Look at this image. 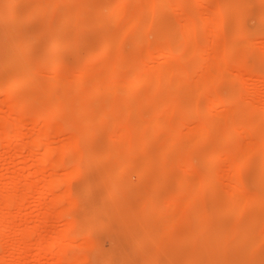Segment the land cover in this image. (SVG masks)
<instances>
[{"label":"rangeland","instance_id":"rangeland-1","mask_svg":"<svg viewBox=\"0 0 264 264\" xmlns=\"http://www.w3.org/2000/svg\"><path fill=\"white\" fill-rule=\"evenodd\" d=\"M119 1L18 0V3L8 10L5 0H0V11L4 14L0 18V115L3 114L7 118L6 120L4 117L7 121L4 125L3 119L0 120V216L5 211L4 217L7 220L0 223V232H3L0 264H53L57 257L52 255L47 245L42 244L47 243L45 241L49 240L51 235L64 232L65 223L72 218L78 219L80 228H84L86 232L84 235L76 233V237L80 240L88 237L98 246H89L91 249L78 246L79 248L75 247L72 252L68 250L69 244L62 243L63 247L67 248L66 258L79 253L77 256H82L80 263L84 262L83 264H100L104 260L108 261V264H249L255 258L256 252L259 254L257 264H264V236L257 241L258 235L264 230V202L249 204L252 199L263 196L264 193V185L255 186L251 183V175L260 162L255 161L256 164L239 170L235 163L232 164L231 155L227 157V153L235 146L240 147L241 151L245 149V152L247 147H251L254 153L258 148L259 153L264 155V79L260 80V75L264 73V0H128L127 5L113 11ZM224 1L226 4L229 2L231 8L227 7V4L226 12H223L228 22L225 26L227 30L219 32L216 31L217 23L214 20L212 22V19L214 13L225 9ZM144 2L145 5H150L147 11L144 9L145 5H142ZM39 4H43L42 11L33 14ZM188 5L194 9L192 16L200 25L197 28L202 34L197 38L195 48L190 49L193 54L149 62L152 57L154 59L160 52H164L159 50H164L165 45V51L170 47L177 54L173 40L182 36L183 22L190 16L187 12ZM52 6L54 8H51ZM64 12L69 14V20L71 19L67 24L63 22ZM209 18L211 21H208ZM134 21L138 27L135 32L140 31L138 33L142 32L141 35H144L143 41L140 40L139 43L137 35L122 33L123 26L130 29ZM207 27L217 34L207 36ZM237 27L241 29L239 34L234 31ZM59 36L63 39L62 47L53 51V61L41 62L51 39ZM162 36L166 38L163 39ZM217 38L220 42L211 44L212 40ZM146 39L149 41H145ZM144 41L154 42L151 44L153 47ZM234 42H241V45H233ZM242 42H250L251 45L242 46ZM209 43L213 46L211 54L208 55L217 60L215 52L218 51L216 55L219 60H210L206 54L205 57L210 61L204 60L203 67L198 68L200 52L205 50L206 46L208 48ZM30 45V51L18 54L20 46ZM101 47L111 50L95 57ZM197 50L199 54H195L198 53ZM28 56L31 64L25 68ZM211 61L212 66L208 63ZM55 62L59 65L61 75L52 72ZM207 63L210 66H207ZM142 65H147L146 71L154 73L163 68L175 69L177 66L193 65L192 67L196 68L191 69V74L189 72L190 75L181 79V95L175 97L173 91L176 87L169 85L161 94L155 93L154 82L132 88L129 84L132 74ZM198 70L199 75L203 74L208 79L205 81L207 85L203 82L201 90L194 88L196 84L192 86L195 83L192 78H198L197 80L202 82L199 79L202 75L199 77L198 74H193ZM93 71L104 75L105 84L98 86V89L93 83ZM119 74L123 75L122 82L116 85V78L121 76ZM15 77L23 79V84L11 92V81ZM58 77L63 80H57ZM79 79L83 82L82 87L78 84ZM197 80V86H201ZM52 81L56 84L51 83ZM60 85L69 86L70 90L67 89V92L66 87H63V91ZM48 87L51 92L46 90ZM204 87L208 88V91L203 92ZM74 88H78L77 91ZM216 95V99L219 97L225 100L218 109L213 108ZM107 102L112 108L109 113L117 119L120 118L118 112L126 111L125 115L128 117L124 119L125 122L122 119L118 126L117 119L112 122V118L111 121L102 118ZM161 102L164 105L159 104ZM11 104L17 105L16 108L13 106L15 110L13 107L10 110ZM141 105L147 106V112L143 113L145 119L154 118L158 110L167 109L169 112V117L160 120L163 129L153 139H150L153 120L146 119L150 126L147 123L148 126L141 129H138L139 124L133 121L134 119L131 120L133 115L139 112ZM54 106H58L61 118L44 124V118ZM17 108L18 111L24 109L23 112L28 114L22 117L23 124L19 128L13 124L18 121ZM254 108H260L263 113L260 110L262 117L253 122L248 112ZM205 111L208 114L204 117ZM32 114L42 115L38 117L42 126L32 119ZM216 117H222L225 121H216ZM127 122L131 124L128 126V132L135 136L134 144L139 146L130 147L135 154L128 153L125 147H107L116 139V130L120 124L127 125ZM61 126L62 131L56 130ZM229 126L234 131L232 137L227 133ZM14 127L16 132L13 131ZM201 127L209 129L204 136L197 138ZM138 130L142 133H137ZM41 131L50 133L49 142L52 147L61 143L62 147L63 144L66 146L64 152L62 151L66 155L65 158L83 165L80 175L74 180L65 181V177H61L65 176L66 170L73 164L59 167L60 164L57 163L59 166L56 167L53 163L58 153L51 151L42 155L41 143L31 142L33 136L36 135V138ZM74 133L82 139L81 147H67ZM20 135L23 139L17 142L15 139ZM183 137H196L202 146L195 149L189 144L176 146ZM103 155L106 156L104 160ZM213 156L214 160L211 161ZM143 157L151 160L154 158L155 166L151 172L139 177L137 161ZM126 160L133 161L135 166L133 164L123 171L117 168ZM115 168V176L107 178L120 182L122 186L120 185L114 196L109 199L108 180L102 182L101 177L106 179L108 173ZM236 171L240 172L241 177L238 183L232 180ZM42 172L45 176H42ZM188 172L195 176L193 178L192 175V184L199 183L205 175L211 173L216 186L213 187L212 181H201V184L194 185L199 191L194 195L193 208L187 210L183 206L184 202L180 203L182 206L179 204L181 207H175L176 214L172 216L171 223L176 224V227L170 237H165L163 232L170 226L171 219L167 222L168 217L163 220L161 216L154 214L150 222L149 214L143 210L144 206L150 204L157 211L163 207L166 198L179 199L180 202L186 196L184 190L187 186L180 188L179 183ZM57 174L63 179L60 186L55 187L58 191L53 189V193L40 194L45 180H51ZM119 176H123V179H119ZM163 176L169 181H162ZM16 177L21 180L15 183ZM128 185L130 189L127 190ZM86 186L91 200H87L85 196ZM230 186L239 188V195L244 199L242 204L239 203V206L243 207L242 212L234 209L228 214L224 210L222 203L229 194ZM68 189L71 192L67 193ZM59 190L62 193L66 190L64 193L69 195V200L72 201L73 198L77 203L72 213L68 214L71 218L63 212L67 209H64L66 205L70 204L63 199V202L54 200ZM9 197L15 200L12 209L8 204L11 210H7L8 206L5 205ZM257 214L259 216L254 219ZM105 223L108 226L103 231L102 226ZM249 229L252 232L249 233ZM29 231L32 236L28 234ZM184 239H190L191 242L186 244L187 246H179V242ZM19 241H26L30 247L21 256L16 253V247L21 243ZM135 243H139L140 248L133 249ZM36 246H42V249L39 248L42 252H39ZM37 253L41 254L39 260ZM84 257L87 258L86 261ZM66 260L60 264H66Z\"/></svg>","mask_w":264,"mask_h":264},{"label":"bare ground","instance_id":"bare-ground-1","mask_svg":"<svg viewBox=\"0 0 264 264\" xmlns=\"http://www.w3.org/2000/svg\"><path fill=\"white\" fill-rule=\"evenodd\" d=\"M54 1H56V0H54ZM149 1V0H148ZM198 1V0H197ZM200 2V1H199ZM225 2V1H224ZM223 2V3H224ZM5 3H6V6H7V8H8V10H10V9H12L13 8V6H15L17 3H18V0H5ZM127 3H128V0H120L119 1V3L117 4V6H115L114 8H113V11H117L118 10V8L120 7V6H123V5H127ZM44 4V3H43ZM43 4H39V6H37V8H35L34 10H33V14H36L37 12H39L40 10L42 11V8H43ZM50 4V3H49ZM151 4V3H150ZM228 4V5H227ZM227 4H226V2H225V4L223 5V8L225 7V9H223V10H218L217 11V14L216 13H214V15L215 16H213L214 18L212 19V22H213V20L217 23V30L216 31H218L219 30V32L220 31H223L224 29H226L225 28V26H226V24L228 23V22H226V20H225V17H224V14H223V12H226V5H227V7H230L231 8V6H229V2H227ZM46 5H47V3H46ZM53 5V4H52ZM142 5H145V2L142 4ZM150 5H148V4H146L145 6H144V9H146L145 11H147V8H150L149 7ZM178 6H179V4H178ZM220 7V6H219ZM221 7H222V5H221ZM51 8H54L53 6L51 7ZM51 8H50V10L49 11H51ZM143 9V10H144ZM200 9V8H199ZM187 12H188V14L190 15V16H187L186 18H185V21L183 22V26H182V28H181V31H182V36H180V38L178 37L175 41L173 40V42H174V45L173 46H175V48L177 49V54L176 53H174L171 49H170V47H168V51H165L166 49V45H165V48H164V50L163 49H160L159 51H164V52H160L157 56H155V58L153 59V57H152V59H150V61L149 62H151V60L153 61H156V59L158 60V59H162V58H164V59H172V58H175L176 56L177 57H184V56H189V54L191 55V54H193L192 53V51L193 50H190V49H193V48H195V46H196V42H197V38L198 37H200L202 34H201V31L197 28L198 26H200L198 23H196L195 22V20H194V18H193V8H192V6H190V5H188L187 6ZM225 10V11H224ZM228 10V9H227ZM47 12H48V10H47ZM50 13V12H49ZM3 12H1L0 11V18L1 17H3ZM226 15H227V13H226ZM192 16V17H191ZM210 18H212V17H210ZM210 18L208 19V21H211L210 20ZM135 19V18H134ZM201 20V19H200ZM199 20V21H200ZM68 21H71V19L69 20V14H67L66 12H64L63 13V22L65 23V24H67L68 23ZM207 21V22H208ZM135 23L132 25V27L129 29V27H127V28H125V25L123 26V35H127V34H131V33H133V34H135V35H137V42L139 43V41L141 40V42L143 41L142 39H143V36L141 35V33H138V32H140V31H138L137 33L135 32V30L138 28L137 27V24H136V21H134ZM206 23V22H205ZM201 24V23H200ZM139 25V24H138ZM202 26V25H201ZM228 28V27H227ZM201 29V28H200ZM206 30H205V32H203V33H205V34H207V36H212V35H214L215 33L217 34V32H215V33H213V31L214 30H212V29H210L209 30V28L207 27V28H205ZM227 30V29H226ZM235 33H237V34H239L240 32H241V29H240V27H237L235 30ZM135 32V33H134ZM212 34H211V33ZM178 34V33H177ZM211 34V35H210ZM216 36V35H215ZM68 37V36H67ZM163 37V36H162ZM216 37H218V36H216ZM158 38V37H157ZM164 38H166V37H163V39ZM208 38V37H207ZM219 38V37H218ZM214 39V40H212V42H211V44H217V43H219L220 42V39ZM167 40V39H166ZM168 40H169V38H168ZM62 41H63V39L59 36V37H56V38H53V39H51V43H50V45H49V47L47 48V51L45 52V55H44V57L43 58H41V62H48V61H53L52 59H53V51L55 50V49H58V48H60V47H62ZM145 41H149V40H145ZM144 41V42H145ZM213 41H214V43H213ZM236 41V40H235ZM140 42V43H141ZM216 42V43H215ZM221 42H222V40H221ZM233 42V41H232ZM248 42V41H247ZM245 43V42H242V46H249V44H250V42H249V44L248 43ZM137 43V44H138ZM145 43H147V42H145ZM153 43L154 42H152V43H147V44H152L153 45ZM246 45H245V44ZM166 44H168V43H166ZM233 45H241V42L240 43H232ZM231 44V45H232ZM151 45V47H153ZM163 45V46H164ZM251 45V44H250ZM168 46H170L169 44H168ZM209 47L207 48V46L205 47V50L203 49V51L202 52H200L201 54L199 55V64H198V68H201V66L203 67V65L205 64H203V61L204 60H213V61H217V60H219L218 59V55H216V53L218 52V51H214L215 52V56L217 57V60H215V59H213L214 58V56H213V58H212V56H209L210 54H211V50H212V47L211 46H213V45H211L210 46V43H209V45H208ZM64 47V46H63ZM145 47V46H144ZM211 47V48H210ZM102 48V47H101ZM149 48V47H148ZM156 49H157V47H155ZM32 48H31V45L30 46H28V47H24V46H20L19 48H18V54H22L24 51H26V50H28V51H30ZM110 49V48H109ZM109 49L108 48H105V47H103L102 49H100L98 52H97V54H96V56L95 57H98V56H101L102 54H104L105 52H109ZM111 50V49H110ZM113 50V49H112ZM144 50H146V48L144 49ZM264 50V49H263ZM114 51V50H113ZM210 51V52H209ZM197 52L198 53H195V54H199V51L197 50ZM187 53V54H186ZM189 53V54H188ZM210 53V54H209ZM24 54V53H23ZM186 54V55H185ZM209 56V59H208V57H205V56H207V55ZM219 54V53H218ZM193 56V55H192ZM209 60V61H210ZM7 61H9V60H7ZM234 61V62H233ZM233 61H231V64L233 65V63H235V59L233 60ZM233 62V63H232ZM209 64H211V66H212V61L211 62H208ZM207 63V64H208ZM214 63V62H213ZM236 63H237V61H236ZM30 64H31V59H30V57L28 56L27 57V63H26V65H25V68H28L29 66H30ZM147 64V63H146ZM207 65V66H210V65ZM230 64V63H229ZM54 68H53V74H58V75H61V74H59V72H60V68L58 67L59 65H58V63L57 62H55L54 63ZM245 65V64H244ZM146 66L147 65H142L139 69H138V71H136L134 74H132V78L130 79V81H129V84H130V86L132 87V88H134V87H139L140 85H142L143 83H151V82H154V84H155V93L156 94H161L162 92H163V89L165 88V87H169V86H171V87H173V88H175V91H173V93H174V96L175 97H178V95H181L180 93H181V90H182V85H183V83H181V79H184V78H186L188 75H190L191 74V72L196 68L195 66V68H193L192 66H190V67H187V66H183V67H181V66H177L175 69H170V70H168L167 68H163L162 70H160V71H155V73L154 72H149V71H146ZM188 66H189V63H188ZM229 66V65H228ZM236 66H237V64H236ZM243 66V65H242ZM63 67V66H62ZM231 67V66H230ZM229 67V68H230ZM95 68V67H94ZM93 68V69H94ZM97 68V67H96ZM197 68V69H198ZM237 68V67H236ZM235 68V69H236ZM190 69V70H189ZM191 69H193L192 71H191ZM233 69H234V67H233ZM172 70V71H171ZM195 71H197V70H195ZM194 71V72H195ZM94 72V71H93ZM189 72H190V74H189ZM95 74L97 73V72H94ZM93 73V74H94ZM150 73H153V74H150ZM196 73V74H195ZM195 73H193L194 75H197L198 73H200L199 72V70H198V72H195ZM94 74V76H93V80H94V85L97 87V89H98V86L100 87L102 84H105L104 83V75L100 72V74L99 73H97L96 75ZM123 74V73H122ZM119 75H121V74H119ZM200 75H202V78H199V79H201L202 80V82H200V81H198L196 78H192V79H195V80H193L192 82L194 83V85L192 84V86H195V84H196V87H194L196 90H198L199 88V90H201V88L204 86V84H203V82L206 84V82L205 81H207L208 79L206 78V77H204L203 76V74H200ZM199 74H198V76L199 77H201ZM205 75V74H204ZM63 76V75H62ZM123 75H121L120 77H118V78H116V80H115V83H116V85H119V84H121V82H122V77ZM197 76V77H198ZM67 77V76H66ZM203 77L205 78V79H203ZM70 78V77H69ZM191 77L189 76V79H190ZM59 79V77L57 78V80ZM264 79V73H262L261 75H260V80H263ZM59 80H61V79H59ZM63 80V79H62ZM61 80V81H62ZM65 80V79H64ZM196 80H197V82H198V84H200L201 83V86L200 85H198L197 86V83H196ZM211 80V79H210ZM189 81V80H188ZM212 81V80H211ZM59 82V81H58ZM200 82V83H199ZM235 82V81H234ZM51 83H53V84H56L54 81H52ZM63 83V82H62ZM64 83H66L67 84V82L66 81H64ZM83 82H82V80H80L79 79V82H78V84L81 86V85H83L82 84ZM230 83V82H229ZM11 84H12V86H13V89L11 90V92L12 91H16L22 84H23V79H21L20 77H15V78H13L12 79V81H11ZM30 84H32V81H30ZM58 84V83H57ZM203 84V85H202ZM233 84V83H232ZM239 84V83H238ZM169 85V86H168ZM186 85H188V84H186ZM207 85V84H206ZM78 86V85H77ZM80 86H78V87H80ZM240 86V85H239ZM60 87H61V89L63 88V87H66V90L68 89V90H70V88H69V86L67 87L66 85H64V86H61L60 85ZM82 87V86H81ZM103 87L105 88V85H103ZM188 87V86H187ZM186 87V88H187ZM237 87H238V85H237ZM46 88V87H45ZM192 88V87H191ZM207 88V87H206ZM44 89V88H43ZM42 89V90H43ZM51 89V88H50ZM49 89V87L46 89L47 91L48 90H50ZM74 89H76V88H74ZM78 89V88H77ZM77 89H76V91H77ZM81 89V88H80ZM79 89V90H80ZM63 91L65 90L64 88L62 89ZM68 90H67V92H68ZM185 90V89H184ZM206 91H208V88L207 89H205V87H204V89H203V92H206ZM50 92H51V90H50ZM54 92V91H53ZM94 92V91H93ZM44 93H46L45 92V89H44ZM48 93V95H49V92H47ZM76 93V92H75ZM79 93V92H78ZM202 93V92H201ZM46 95V94H45ZM165 95V94H164ZM163 97V96H162ZM180 97V96H179ZM216 97H217V95L215 96V99H216ZM48 98H50V97H48ZM187 98V97H186ZM190 97H188V99H189ZM25 99H27V98H25ZM191 99V98H190ZM189 99V100H190ZM28 100V99H27ZM27 100H26V102H27ZM120 100V98L118 99V101ZM225 100L223 99V98H217L216 100H215V103H214V105H213V108L214 109H218L220 106H221V104L224 102ZM159 102V101H158ZM116 103V102H115ZM186 103V102H185ZM187 103H190V102H188L187 101ZM186 103V104H187ZM22 104V103H21ZM107 104H108V102H107ZM106 104V106L103 108V116H102V118H105L106 120H110L111 121V118H112V122L113 121H115V119H117V117H114L113 115H111L110 113H109V109L111 108V107H109V104L107 105ZM159 104H163L162 102L161 103H159ZM164 105V104H163ZM162 105V106H163ZM11 107H10V110H12V107L14 106L15 108H16V106L14 105V104H11L10 105ZM18 106H19V108H21L20 107V104L18 103ZM13 107V110H15V108ZM55 107V106H54ZM160 107H161V105H160ZM146 108H147V106L146 105H141V107H140V109H139V112L138 113H136L135 115H133V118H131V120L132 119H134L133 121H135V122H137L138 124H139V128L138 129H141V128H143L144 126H148V124H149V126H150V123H148L147 122V120L146 119H148V118H144L143 117V113H145V112H147V110H146ZM112 109V108H111ZM159 109H161V108H159ZM126 110V109H125ZM146 110V111H145ZM165 110V109H164ZM164 110H158V112H157V114H156V116H154V118H152V119H148V121H150V120H153V131H152V134H151V136H150V139H153L155 136H157V133H159L163 128V126H162V122L160 121L162 118H165V117H169V112H168V110L166 109V111H164ZM260 108H254V109H252V110H250V112H248V114H251V117H252V119H253V122L254 121H256V119H258V118H260V116H261V113H263L262 112V110H261V113H260ZM16 111H18V108L16 109ZM24 111V109L21 111V109H19V111H18V116L19 117H17L16 118V121H17V119H18V121H17V123H15V122H13V124L15 125V127H18L19 128V126L21 125V124H23V123H21V122H23V120H22V117H24V115L25 116H27L26 115V112H23ZM38 111V110H37ZM113 111V110H112ZM203 112V111H202ZM209 112V111H208ZM45 113H47V112H45ZM44 113V114H45ZM43 114V115H44ZM118 115H119V117L120 118H118L117 120L118 121H116L117 122V124H118V126H119V123L120 122H122V119L124 120V119H126L128 116L127 115H125L126 114V111L123 113H117ZM204 117H205V115H207L208 113L205 111L204 113ZM3 114H1L0 116H2ZM33 116H32V119L34 120V121H39V118L42 116H40V115H37V114H32ZM46 115V114H45ZM45 115H44V117H45ZM60 110H59V108H58V106H56L49 114H47L46 115V117L44 118V124H47V123H52V122H54V121H57V119H59V118H61L60 117ZM40 116V117H39ZM5 116L3 115L2 117H0V120H2L3 119V122H2V124L4 125V123L6 124V120H7V118H6V120H5V118H4ZM39 117V118H38ZM129 117H130V115H129ZM262 117V116H261ZM217 118V117H216ZM215 118V119H216ZM114 119V120H113ZM218 119L220 120V119H222L221 121H225L222 117H218L217 118V120L216 121H218ZM262 119V118H261ZM41 120V119H40ZM155 120H156V122H155ZM5 121V122H4ZM215 121V122H216ZM11 122V121H10ZM124 122H125V120H124ZM1 123V122H0ZM39 123V125H41V122H38ZM131 123H133L132 121H131ZM148 123V124H147ZM217 123V122H216ZM12 124V125H13ZM111 124V123H110ZM109 124V125H110ZM113 124V123H112ZM111 124V125H112ZM127 125H123V124H120V127L116 130V132H117V134L115 135V140L113 139V141H111V143L107 146V147H109V148H121V147H125V149L128 151V153H130L131 154V152H132V148L133 147H135V146H137V147H139L138 145H135L134 143H135V141H134V138H135V136L133 137V135H131V134H129V132H128V126H129V124H130V122L128 123H126ZM224 124H225V122H224ZM11 125V126H12ZM43 125V124H42ZM41 125V126H42ZM131 125V124H130ZM11 126H9V130H11ZM22 126V125H21ZM20 126V127H21ZM13 127V126H12ZM14 127V129H13V131H15L16 132V128ZM63 126H61V127H58L56 130H58L59 132L60 131H62V128ZM8 128V127H7ZM117 128V127H116ZM207 127H205V129H204V127H201L200 129H199V137H197V138H201L202 136H204L205 134H206V130H208V129H206ZM16 129V130H15ZM227 133H228V136L230 137V135H231V137H232V133L234 132V131H232V129H231V126H229L228 128H227ZM42 132V131H41ZM41 132L37 135V137L35 138L34 136H36V135H34L33 136V139H31V142L32 143H35V144H37L38 142H39V144L41 143V146H42V155H46V154H48L49 152H51V151H54L57 155H58V157L56 158V160H55V162L53 163V165H57V163H59L60 164V166L59 165H57V166H59V167H62V165L63 166H68L69 164H73V165H71V168H68L67 170H66V174H65V176H61V177H65V178H63V179H66L65 181H72V180H74V178H76L77 176H79L80 175V173H81V169L82 168H84L83 167V165L81 164V163H79L78 161H70V160H68L67 158H65V154L64 153H62V151L64 152V144H63V147L61 146V144H59L57 147H52L51 145H50V133L49 132H42V134H41ZM74 132V131H73ZM45 133V134H44ZM137 133H142V131H140V130H138L137 131ZM150 134V133H149ZM148 135V134H147ZM202 135V136H201ZM22 135H20V136H18L15 140L18 142V141H20L21 139H23L22 137H21ZM73 139H72V141L68 144V146L67 147H81V138H80V136L79 135H77L76 133H74L73 134ZM149 136V135H148ZM196 137H190V138H186V137H183L182 139H180L179 140V142H177V144H176V146L179 144V146H180V144H181V146H182V144H189L190 145V147H194L193 149H195L196 147H201L202 145H201V143L196 139ZM114 138V137H113ZM150 139H147V140H150ZM33 140V141H32ZM38 140V141H37ZM73 142V143H72ZM71 143H72V145H71ZM34 144V145H35ZM175 146V147H176ZM235 146V145H234ZM66 147V146H65ZM130 147H132V148H130ZM122 149V148H121ZM124 149V148H123ZM242 149V148H241ZM258 149V148H257ZM256 149V150H257ZM105 150V149H104ZM134 150V149H133ZM255 150V153L253 152V149L251 148V147H247L246 148V152H245V149L243 150L242 149V151H244V152H242L241 150H240V147H238V146H235V147H232V149L230 150V152H228L227 153V157H230V155H231V158L230 159H232L233 158V162H232V164H236L237 165V167H238V169L239 170H241V168L243 167V168H245V167H247V165H249V166H251V165H253L254 163L256 164V162L255 161H259L260 163H259V166H258V168H255L254 169V171H253V173H252V175H251V183L252 184H254L255 186H263L264 185V155L262 154V153H259V151H258V153H256L257 151ZM107 151V150H106ZM126 151V152H127ZM179 152H181V151H179ZM114 153V152H113ZM132 153H134V151L132 152ZM244 153V154H243ZM112 154V153H111ZM110 154V155H111ZM135 154V153H134ZM133 154V155H134ZM230 154V155H229ZM104 155H106V154H104ZM102 156V159L104 160L105 158H106V156ZM115 155H116V153H115ZM229 155V156H228ZM77 157V156H76ZM146 157V156H145ZM154 159V158H153ZM153 159L151 160L150 158H139V160L137 161V163L139 162V166H138V168H137V170H138V175H139V177H142V176H144L147 172H151L150 170L155 166V164H154V162H153ZM183 159V158H182ZM84 160V159H83ZM211 161H213L214 160V156L213 157H211V159H210ZM235 161V162H234ZM118 163H119V161H118ZM134 164V166H135V163H133V161H128V160H126L125 162H122V163H120L119 165H118V167L117 168H121L122 169V171L124 170V168H128V167H132V165ZM234 164V165H235ZM44 166H46V165H44ZM43 166V167H44ZM56 166V167H57ZM120 166V167H119ZM42 167V168H43ZM47 168L49 167V166H46ZM46 167H44V168H46ZM70 167V166H69ZM87 167V166H86ZM65 168V167H64ZM117 168H115V169H113V170H111V172H109L108 173V176H106V179H104V178H102L101 177V181L102 182H105L106 180H108V178L107 177H113V176H115L114 174L116 173V170H117ZM156 168V167H155ZM154 170V169H153ZM42 171V170H41ZM46 170H43V172H45ZM42 172V176H45V174ZM41 173V172H40ZM122 174V173H121ZM168 174V173H167ZM170 174V173H169ZM193 175V174H192ZM192 175H191V173H187V174H185L184 176H183V178L181 179V181H180V188L181 187H184V186H187V188H186V190H184L185 191V193H186V196H185V198H183L184 199V201H183V199L179 202V199H174V198H171V197H169V198H166V200H165V202H164V204H163V207L162 208H160V209H156L157 211H155V207H153V206H150V204H145V206H144V209L143 210H145L148 214H149V217H150V222H152V220H153V216H154V214L155 215H158V216H161L162 218H163V220H165L166 219V217H168V219H166L167 220V222L172 218V216H175V214H176V212H175V210L174 209H176V208H178L180 205L182 206V204H183V202H184V204H183V206H185V208L187 209V210H189V209H192L193 208V199H194V195L195 194H197V192L199 191V189H198V187L196 186H194V185H196V184H201V181L202 182H210V181H212L213 179H214V177H212V174L211 173H208L207 175H205V177L202 179V180H200V182L199 183H195V184H192ZM56 176H59V174H57ZM55 175H54V177H52L51 178V180H45V183L43 184V186L41 187V190H40V194H47V193H49V192H52L53 191V189H55V191L57 192L58 191V189H56L55 187L57 186H60L59 184H60V182H62L63 181V179H60V176L57 178ZM154 176H155V174H154ZM67 177V178H66ZM105 177V176H104ZM195 176L193 175V178H194ZM227 177V176H226ZM53 178H54V180H53ZM232 178V177H231ZM241 177H240V172L239 171H236L235 173H234V175H233V178H232V180H234L235 181V183H238L241 179H240ZM58 179H60L59 180V183H58ZM119 179H123V176H119ZM21 179H19L18 177H16L15 178V183L16 182H19ZM168 179H167V177L166 176H163L162 177V181H167ZM169 181V180H168ZM179 181V180H178ZM56 182V183H55ZM157 182V181H156ZM213 182V181H212ZM168 183V182H167ZM55 184H57V185H55ZM107 184H108V188H109V191H108V197H109V199L110 198H112L113 196H114V194H115V192L117 191V189H118V187L121 185V183L120 182H114V181H112V180H108L107 181ZM235 185V184H234ZM122 186V185H121ZM129 186L130 185H128L127 186V190L128 189H130L129 188ZM216 186V183H214L213 182V187H215ZM232 186H233V184H232ZM85 188V192H86V198H87V200H91V196L87 193V186L86 187H84ZM125 188H126V186H125ZM227 188H228V186H227ZM231 188V189H230ZM230 188H229V190H228V196H227V198H225L224 200H223V203H222V205L224 206V210H225V212L226 213H232L233 211H234V209H237V212H242V208L239 206V203L241 202V204H242V202H244V199L239 195V188H237V187H231L230 186ZM201 190V189H200ZM261 190V189H260ZM66 191V190H65ZM65 191H63V193L65 192ZM70 190L68 189V191H66L67 193L69 192ZM184 191H181V192H184ZM54 192V191H53ZM52 192V193H53ZM61 191L59 190V194H57V195H59V196H57L56 194H55V201L57 202H63L62 201V199L63 200H65L66 202H67V204H70V206L69 205H66V207L64 208V209H66V210H63V212L65 213V215L67 214H71L72 213V210H74V208L76 207L75 205H77V203H75V199H74V201H73V198H72V201L71 200H69V195L68 194H66V193H60ZM71 192V191H70ZM202 192H203V190H202ZM238 192V193H237ZM159 193V192H158ZM66 194V195H65ZM70 194V193H69ZM261 194V193H260ZM159 195V194H158ZM57 196V197H56ZM240 196V197H239ZM10 198V197H9ZM7 198L6 199V206H8V204H9V206H11L10 208L12 209L14 206H15V204H13L14 202H15V200L13 199V198ZM61 199V200H60ZM9 200H11V201H9ZM64 201V202H65ZM69 201V202H68ZM250 201V200H249ZM158 202V201H157ZM261 202H264V193H263V196L262 195H260V196H257L255 199H252L251 200V202L249 203L250 205H254V204H259V203H261ZM159 203V202H158ZM163 203V202H162ZM180 203H182V204H180ZM13 204V205H12ZM180 204V205H179ZM246 205V204H245ZM9 206L7 207V210L9 209V210H11L10 208H9ZM68 206V207H67ZM156 206V205H155ZM178 206V207H177ZM180 206V207H181ZM238 206V207H237ZM130 207V206H129ZM176 207V208H175ZM5 209H6V207H5ZM136 209H137V207H136ZM6 210V212H9V211H7ZM173 210V211H172ZM117 211H118V209H117ZM1 212H3V211H1ZM119 212V211H118ZM175 213V214H174ZM2 216H0V223L2 224V222L4 223L5 221H7L6 220V218L4 217V216H6L5 215V211H4V213L3 214H1ZM69 217H70V215H68ZM68 216H66V217H68ZM113 216V215H112ZM259 215L257 214V215H255V217H254V219L255 218H257ZM5 218V219H4ZM71 218V217H70ZM122 218V217H121ZM165 218V219H164ZM68 219V218H67ZM173 219V218H172ZM172 219L170 220V224L169 223H167V225L169 224L170 226L169 227H167V229H165L164 230V232H163V236H165V237H170L171 235H172V233H174L173 232V230H174V228L176 227V224H174V223H171V221H172ZM121 220V219H120ZM2 221V222H1ZM103 221V220H102ZM160 221H161V223H162V220H161V218H160ZM254 221V220H253ZM8 223V222H7ZM5 225V224H4ZM150 225H153V224H150ZM164 225H165V223H164ZM65 226H66V228L64 229L65 231V233L64 232H62L61 234H55V235H51V238H49V240H47V241H45V242H47V243H45L44 245L42 244V246H46L47 245V247L48 248H50V250H51V252H52V255H54L55 257H57V261L56 262H54L53 264H60L61 262H64L66 259V264H83V263H80V260H82V259H80L81 257L80 256H77L78 254H72V256L71 257H69V258H66V252H67V248L65 249L64 247H63V242H66L67 244H69V248H68V250H72V252H73V250L75 249V247L76 248H79L78 246H81L80 248H82V247H84L85 246V248L87 249H91V248H89V246L91 247H93V246H95V248H97L98 246H96L95 245V243H94V241L93 240H89V238L87 237H85V239L83 240V239H78L77 237H76V233H79L80 235H84L86 232H85V229L84 228H80V226H81V224H80V221L78 220V219H68V221L65 223ZM107 224L105 223L102 227V229H103V231L107 228ZM94 229V228H93ZM92 229V230H93ZM94 231V230H93ZM2 232V231H1ZM0 232V242H1V244H3L2 243V237H3V232L1 233ZM23 232H25V231H23ZM250 232H252V230H250L249 229V233ZM32 232H30L29 231V233L28 234H31ZM5 234V233H4ZM25 234V233H24ZM23 234V235H24ZM31 236H32V234H31ZM78 236V235H77ZM264 236V230H262V232L258 235V238H257V241H260V239H261V237H263ZM37 238V237H36ZM203 238H205V237H203ZM88 239V240H87ZM2 240V241H1ZM58 240H59V242H58ZM264 240V239H263ZM22 241V240H21ZM21 241H19V242H21ZM24 241V240H23ZM37 241V240H36ZM191 242V240L190 239H184V240H181L180 242H179V246H184V245H186V244H188V243H190ZM37 243V242H36ZM38 245V244H37ZM41 246V247H42ZM187 246V245H186ZM29 247V244L27 245L26 244V241L25 242H21V243H18V245H17V247H16V253H17V255L18 256H21V254L23 255L24 253H25V251L27 252L28 251V249L30 248H28ZM37 247V246H36ZM40 246L39 247H37V249L39 250V252H42V250L40 251V249H42ZM133 249H138V248H140V245H139V243H135L133 246ZM28 248V249H27ZM40 248V249H39ZM64 248V249H63ZM247 248V246H245V249ZM0 249H1V247H0ZM27 249V250H26ZM36 249V250H37ZM66 250V251H65ZM31 251V250H30ZM38 252V251H37ZM71 251H70V253H72ZM36 253V252H35ZM37 255V259L39 260V256L41 257V254L40 253H37L36 254ZM75 255V256H74ZM85 258V257H84ZM258 258H259V254H258V252H256L255 253V258L249 263V264H257L258 263ZM86 259L87 258H85V261H86ZM92 259H93V257H92ZM96 259V258H95ZM93 262L94 263H96V261H94L93 260ZM100 264H108V261H106V260H104V261H102Z\"/></svg>","mask_w":264,"mask_h":264}]
</instances>
